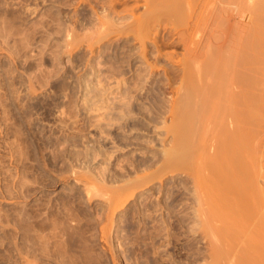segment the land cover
Instances as JSON below:
<instances>
[{"label": "rangeland", "instance_id": "rangeland-1", "mask_svg": "<svg viewBox=\"0 0 264 264\" xmlns=\"http://www.w3.org/2000/svg\"><path fill=\"white\" fill-rule=\"evenodd\" d=\"M116 1L0 0V264L206 263L194 176L165 154L183 47L157 24L177 61H155L147 1Z\"/></svg>", "mask_w": 264, "mask_h": 264}, {"label": "bare ground", "instance_id": "bare-ground-1", "mask_svg": "<svg viewBox=\"0 0 264 264\" xmlns=\"http://www.w3.org/2000/svg\"><path fill=\"white\" fill-rule=\"evenodd\" d=\"M146 1L155 61L176 60L162 53L157 24L173 27L184 50L185 110L170 98L184 126L174 124L165 154L194 176L205 264H264V0Z\"/></svg>", "mask_w": 264, "mask_h": 264}]
</instances>
